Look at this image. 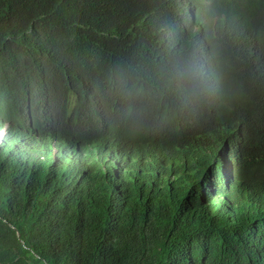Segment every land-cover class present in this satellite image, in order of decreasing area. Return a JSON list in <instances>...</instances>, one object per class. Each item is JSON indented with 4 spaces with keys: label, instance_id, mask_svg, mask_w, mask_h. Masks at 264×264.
Segmentation results:
<instances>
[{
    "label": "trees",
    "instance_id": "1",
    "mask_svg": "<svg viewBox=\"0 0 264 264\" xmlns=\"http://www.w3.org/2000/svg\"><path fill=\"white\" fill-rule=\"evenodd\" d=\"M54 1L0 0V264H257L264 253V107H252L264 97L258 8L228 7L226 33L211 42L200 31L189 37L216 70L190 106L192 165L144 178L140 165L158 147L144 148L135 124L108 115L135 112L84 108L87 64L105 63L104 53L112 62L124 50L123 16L132 5L62 0L56 8L73 3L62 14ZM31 109L42 117L43 139L62 125L81 151L30 147L20 132ZM138 124L146 135L155 127ZM228 149L243 152L233 162L239 176L217 192L213 181L225 171L208 168L221 169L214 160Z\"/></svg>",
    "mask_w": 264,
    "mask_h": 264
},
{
    "label": "clouds",
    "instance_id": "2",
    "mask_svg": "<svg viewBox=\"0 0 264 264\" xmlns=\"http://www.w3.org/2000/svg\"><path fill=\"white\" fill-rule=\"evenodd\" d=\"M61 1H54L55 10L62 14L71 13L72 2L66 1L68 6L64 9L59 6L56 8ZM99 1L104 3L108 0ZM127 1L132 8L123 16L125 22L122 23V29L127 40L126 46L112 62H109L107 53L103 54L101 59L105 57V63L101 65L98 64L97 57L96 65L88 62L84 74L89 90L84 99V108L87 113L98 112L99 108L135 112H128L123 116L108 115L117 121L135 124L137 137L144 148L148 149L154 145L158 147L156 156L140 165L139 176L145 178L161 167L178 170L184 163L192 165L195 153L190 143L193 141L190 106L210 90V82L216 76V70L208 57H205L203 47L189 40V37L200 31L208 43L215 40L217 34L219 38L225 35L226 24L230 20L228 7L242 5L246 10L258 8L264 19V0ZM210 20L220 22L213 23ZM211 30L216 34H212ZM216 55L217 51L213 49L212 58L215 59ZM39 89L41 90L40 87ZM94 89H97L96 93L91 92ZM178 100L184 105L173 107L169 104ZM26 102L28 105L31 103ZM256 104L264 107V97L260 101L257 99L252 107ZM158 106L164 108V112L155 116L154 112ZM31 111V119L22 125L20 132L29 139L27 143L30 147L38 142L39 146L43 145L54 153H67L70 148L75 152L81 151L77 145L70 142L68 131L62 125L55 127L48 137L43 139L42 117L34 110ZM133 116H136L135 122L131 120ZM140 120L146 125L149 121L155 126L149 131L151 135H146V131L141 129L138 124ZM1 133L3 134L4 130H1ZM121 149L128 154L131 152L125 146H121ZM114 153L117 155L116 151ZM242 153L241 150L236 153L233 149H228L223 157L214 160H222L224 165L221 169L212 165L208 168L209 174L225 172L217 176L218 182L213 181L211 190L218 192L232 189L239 176L233 162ZM173 162L177 165L173 166ZM118 168L120 172L123 170V166L122 169L121 166ZM187 168L185 167L181 174H184ZM118 176L120 174L115 173L114 178L121 183L122 180ZM179 181H182V177H179ZM259 257L261 260L256 261L257 264H264V253Z\"/></svg>",
    "mask_w": 264,
    "mask_h": 264
},
{
    "label": "bare ground",
    "instance_id": "3",
    "mask_svg": "<svg viewBox=\"0 0 264 264\" xmlns=\"http://www.w3.org/2000/svg\"><path fill=\"white\" fill-rule=\"evenodd\" d=\"M107 45V44H106ZM33 78V77H32ZM212 95V94H211ZM223 96V95H222ZM203 98V97H202ZM225 103V102H224ZM232 111V110H231ZM116 114V113H115ZM115 114H113V115H115ZM232 115V114H231ZM240 115V114H239ZM233 116V115H232ZM226 118V117H225ZM235 118V117H234ZM68 152H70L69 150H67ZM219 153V152H218ZM132 156V155H131ZM39 158V157H38ZM133 158H135L134 156H133ZM85 162V161H84ZM134 164V163H133ZM134 166V165H133ZM136 166V165H135ZM70 167H67V169H69ZM83 169V168H82ZM70 171H72L73 172V170L72 169H69ZM206 172V171H205ZM222 172V171H221ZM223 173V172H222ZM221 173V174H222ZM220 174V173H219ZM250 192V191H249ZM131 201V200H130ZM131 207V206H130ZM3 210H5V209H3ZM245 223V222H244ZM18 232V231H17ZM18 235V234H17Z\"/></svg>",
    "mask_w": 264,
    "mask_h": 264
},
{
    "label": "water",
    "instance_id": "4",
    "mask_svg": "<svg viewBox=\"0 0 264 264\" xmlns=\"http://www.w3.org/2000/svg\"><path fill=\"white\" fill-rule=\"evenodd\" d=\"M18 236V235H17Z\"/></svg>",
    "mask_w": 264,
    "mask_h": 264
}]
</instances>
